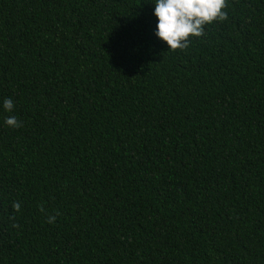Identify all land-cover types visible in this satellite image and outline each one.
Masks as SVG:
<instances>
[{"label": "trees", "instance_id": "trees-1", "mask_svg": "<svg viewBox=\"0 0 264 264\" xmlns=\"http://www.w3.org/2000/svg\"><path fill=\"white\" fill-rule=\"evenodd\" d=\"M227 4L172 51L154 0H0V264H264V0Z\"/></svg>", "mask_w": 264, "mask_h": 264}, {"label": "clouds", "instance_id": "clouds-1", "mask_svg": "<svg viewBox=\"0 0 264 264\" xmlns=\"http://www.w3.org/2000/svg\"><path fill=\"white\" fill-rule=\"evenodd\" d=\"M154 2V15L157 18L155 35L166 42L168 49L172 51L188 48L191 37L204 34L205 25L227 19V12L224 10L228 6L227 0H154ZM3 108L7 112H12L13 100L5 98ZM5 123L11 128L23 126L15 116H8ZM12 207L15 212H19L20 202H13ZM40 211H45L43 205H40ZM56 215H48L47 223L54 224ZM9 219L13 221V227H20L15 222L14 215Z\"/></svg>", "mask_w": 264, "mask_h": 264}]
</instances>
